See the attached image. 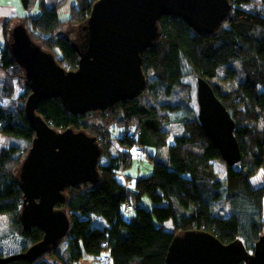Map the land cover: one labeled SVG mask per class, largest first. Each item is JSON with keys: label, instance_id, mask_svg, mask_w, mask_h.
<instances>
[{"label": "trees", "instance_id": "1", "mask_svg": "<svg viewBox=\"0 0 264 264\" xmlns=\"http://www.w3.org/2000/svg\"><path fill=\"white\" fill-rule=\"evenodd\" d=\"M20 1L26 14L15 16L21 18L31 40L58 57L57 63H65L67 70H75L78 55L71 39L56 32L62 24L69 29L76 24L77 41L79 25L97 0H75L64 21L59 20L56 8L47 6L44 0ZM228 1L229 15L221 29L211 35L194 33L180 18H161L159 41L142 54L143 74L146 77L150 73L152 79L146 80V88L138 97L84 115L68 113L58 98L38 104L36 113L49 127L87 131L95 137L100 156L107 161L98 164L96 185L86 183L65 190L66 201L58 207L65 210L70 225L60 241L66 242L62 253H57L55 246L33 262L13 260L6 264H48L45 257H55L61 264H77L83 254L102 264H164L173 236L186 230L208 232L222 244L240 239L249 252L260 237L264 238V185L254 188L249 182L264 168V0ZM251 2L259 4L261 10L248 9ZM5 22L0 36L3 95L13 90L11 78L22 74L9 51L12 27L8 28L10 21ZM185 72L206 80L235 122L241 159L233 166H225L222 189L212 166V160H221L219 151L195 113L179 119L182 129L167 143L171 134L166 126L175 122L180 111L190 108L191 88L182 81ZM24 87L25 99L30 89L27 83ZM145 92L151 104L141 99ZM23 109L14 113L0 107V134L22 138L19 142H26V152L34 133ZM110 139H116L125 149L112 156ZM138 148L152 170L146 176L128 179L132 187L128 193L116 174L130 168L131 161L140 155ZM163 148L165 160L159 156ZM19 150L14 144L0 149V215L7 217L13 239L20 243L18 252L6 256L0 249V257L23 252L42 238L36 227L22 230V193L14 172L23 157ZM206 186L216 190L206 194ZM144 197L149 209L140 204ZM219 200L227 206V216L214 206ZM127 201L134 215L126 221L122 209ZM93 217H100L105 226H94ZM168 221L174 232L165 230Z\"/></svg>", "mask_w": 264, "mask_h": 264}, {"label": "water", "instance_id": "2", "mask_svg": "<svg viewBox=\"0 0 264 264\" xmlns=\"http://www.w3.org/2000/svg\"><path fill=\"white\" fill-rule=\"evenodd\" d=\"M231 11L228 0H97L79 25L78 40L70 44L78 55L77 68L67 71L53 55L41 49L21 23L9 32V51L30 89L25 118L34 137L17 170L22 193V230L32 227L42 238L25 251L0 257L33 262L66 235L70 222L64 209L65 190L80 184L96 185L100 149L95 137L71 128L57 131L36 113L43 100L58 98L71 114L105 111L114 104L138 97L146 88L142 54L159 41V21L180 18L200 35L217 33ZM197 119L217 147L225 165L241 159L234 135L235 122L214 91L196 78ZM164 264H264V238L249 252L240 239L222 244L208 232L186 230L175 234Z\"/></svg>", "mask_w": 264, "mask_h": 264}, {"label": "rangeland", "instance_id": "3", "mask_svg": "<svg viewBox=\"0 0 264 264\" xmlns=\"http://www.w3.org/2000/svg\"><path fill=\"white\" fill-rule=\"evenodd\" d=\"M44 1H45V4L47 6H52V7L56 8L57 16H58L60 21H64L65 19L68 18L69 8H70V6L75 4V0H44ZM247 8L248 9L250 8V9L261 10V6L259 4L254 3V2H251L250 5L247 6ZM6 10H9V12H7ZM31 12H33V10H31ZM25 14H26V12L23 9L20 0H0V36L2 35L1 30H2V26L6 23L5 21H7V20L10 21L9 25H8V28L10 29L14 25L21 23V20H20L21 18L19 19V17H22ZM15 15H17L19 17L16 18ZM56 35L65 36L68 39L75 40L76 36H77L76 24H75V26L71 27V29H69V27H67L66 24H62L60 29L56 32ZM36 43H37V41H36ZM184 74L185 75L183 76L182 81L187 83V85H190V88H191L192 98H191V101L189 103L190 108H188V110H187L188 112L187 111H180L178 113V115H176L175 122L169 123L166 126L167 132L171 134V136L167 139V143L172 142L171 141L172 136L177 135L181 131L182 125H181V123H179V119L182 117H185L186 115H189L191 113H195L197 115V111H198L196 100H195V89H196V78L197 77L193 73L191 74L189 72H185ZM4 79H5V73L0 70V107H1V109L5 110V111L8 110V111H12L15 113L18 109H20V107H24V103H25V100L27 98V97H25V99H24V95H23L25 92L24 86L26 85V82L23 79V72H22V74L19 72L14 78H11L12 79L11 84H12L13 90L10 94L7 93V95L2 94V90H3L2 85H3ZM151 79H152V75L150 73L147 74L146 80L150 81ZM141 99H145L146 103H149V104H151L153 102L152 99L148 96V94L146 92L141 97ZM107 128H109V126ZM19 141H23V139L4 135V134H0V149L6 148L9 145L14 144L20 148L18 153L24 157L26 152H27V151L26 152L24 151V147L26 146V142L24 143V142H19ZM110 143L111 144H110L109 151H110V154H112V156H116L119 151H123L125 149L119 144V142L116 139H110ZM137 150L139 151L140 155H138V157H136V158L133 156V158H135V159H133L131 161V166L129 168V169H131L130 173L134 171L135 167L141 166V169L138 168V172H140L139 174L141 176H145L150 171L151 164L149 161L145 160L144 154L141 153L142 150L140 148H138ZM159 156L161 159L165 160L166 148H163L160 151ZM23 157H22V159H23ZM106 161H107V159H105L103 156L102 157L100 156L98 159V164L103 165L106 163ZM212 166H213V171L216 175V179L220 182V186H221L220 189H222V187L224 186L225 166L226 165L222 160L217 159V160H212ZM18 167H19V165L15 168V171H14L15 173H17ZM129 169H127V170H129ZM121 171L122 170H120L116 174L118 179L120 178L119 174ZM132 178H133L132 176H131V178L130 177L126 178V181L129 182L128 179H132ZM249 182H250V185L254 188L261 186V185H264V170L261 169L259 172L252 175L249 178ZM259 182H261V183H259ZM125 188L128 191V193H130V191L132 190V187L129 185V183H127L125 185ZM204 190H205L206 194H211V192H213L216 189L206 186V188ZM221 195H222V193H221ZM127 204H130L129 201H127ZM140 204L143 205L146 209H149L148 201L143 200ZM214 206L217 209H220L219 210L220 214H222L224 216L228 215L227 206L224 204L223 200H219L218 202H215ZM121 209H122V207H121ZM132 210H133V207H132ZM122 211H123V209H122ZM131 213H133V212L132 211L128 212L126 215H129ZM262 213H263V218H264V200H263ZM126 215H124L123 217H125ZM103 224H104L103 221L100 220L99 218L94 219V221H93V225L97 226L99 228H102ZM154 224L156 225L157 223L154 221ZM164 228L166 231L174 232V229H173L174 227L171 225L170 221L165 223ZM12 235H13V233L11 232V230L8 226L7 217L4 214L0 215V249H1L3 256H6L8 254H12V253L19 251L18 246H20V243L18 240L13 239ZM25 243H26V241L24 242V239H23L22 244H25ZM60 244H58L56 247L58 248ZM44 260H45V258H44ZM46 262H48V264H55V262H53L52 259H48Z\"/></svg>", "mask_w": 264, "mask_h": 264}, {"label": "crops", "instance_id": "4", "mask_svg": "<svg viewBox=\"0 0 264 264\" xmlns=\"http://www.w3.org/2000/svg\"><path fill=\"white\" fill-rule=\"evenodd\" d=\"M7 12H9V10H6ZM66 20V19H65ZM138 168H140L141 169V166H137V167H135L134 168V171L133 172H131L130 173V171H131V169H129V170H123V171H121L120 172V178L118 179L119 180V182H121L122 184H124V185H126L127 183H129V182H127L126 181V177H130L131 178V176L133 177V179L134 178H136V177H138V176H141L139 173L140 172H138ZM263 170H264V168H262ZM151 170H152V165H151V169H150V171L148 172V174H150L151 173ZM261 170V169H260ZM259 170V171H260ZM141 171V170H140ZM258 171V172H259ZM148 174H146V175H148ZM145 175V176H146ZM259 183H261V182H259ZM129 185H130V183H129ZM131 186V185H130ZM143 200H146V198L144 197L143 199H142V201ZM264 200V199H263ZM134 215V213H131V214H129V215H126L125 217H123V219L124 220H128L129 218H131L132 216ZM97 218H99L100 220H102L100 217H93L92 218V221H94V219H97ZM103 221V220H102ZM103 223H104V221H103ZM103 226H105V223L103 224ZM156 226H159L158 224H156ZM169 232V231H168ZM65 247H66V242L64 241V242H62L60 245H59V247L57 248V253H62V251L65 249ZM103 256H105V253L103 254ZM48 259H52V261L53 262H55V264H61L60 263V261L57 259V258H55V257H45V260L47 261ZM55 260V261H54ZM97 260L98 259H96L95 257H91V256H88V255H86V254H83V256H82V258L77 262V264H102V263H100V260L97 262ZM48 263V262H47Z\"/></svg>", "mask_w": 264, "mask_h": 264}, {"label": "built area", "instance_id": "5", "mask_svg": "<svg viewBox=\"0 0 264 264\" xmlns=\"http://www.w3.org/2000/svg\"><path fill=\"white\" fill-rule=\"evenodd\" d=\"M55 58H58V57H56L55 56ZM61 67H63V69H65V70H67L65 67H66V64L65 63H62V65H61ZM67 71H69V70H67ZM132 211V207H131V205L130 204H127V202H125L124 204H123V213H128V212H131Z\"/></svg>", "mask_w": 264, "mask_h": 264}, {"label": "clouds", "instance_id": "6", "mask_svg": "<svg viewBox=\"0 0 264 264\" xmlns=\"http://www.w3.org/2000/svg\"><path fill=\"white\" fill-rule=\"evenodd\" d=\"M19 24V23H18ZM17 25V24H16ZM15 26V25H14ZM72 40V39H71ZM54 59L56 60V58L54 57ZM59 64V63H58ZM60 65V64H59ZM61 66V65H60ZM125 215V213H123V216Z\"/></svg>", "mask_w": 264, "mask_h": 264}]
</instances>
